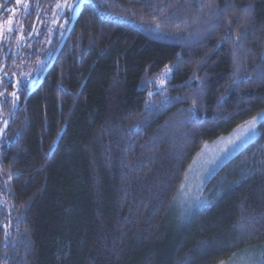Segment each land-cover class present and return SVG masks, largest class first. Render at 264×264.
Returning <instances> with one entry per match:
<instances>
[{
  "label": "trees",
  "instance_id": "obj_1",
  "mask_svg": "<svg viewBox=\"0 0 264 264\" xmlns=\"http://www.w3.org/2000/svg\"><path fill=\"white\" fill-rule=\"evenodd\" d=\"M263 109L264 0H91L0 139V264L264 257V122L166 224L195 153Z\"/></svg>",
  "mask_w": 264,
  "mask_h": 264
},
{
  "label": "flooded vegetation",
  "instance_id": "obj_2",
  "mask_svg": "<svg viewBox=\"0 0 264 264\" xmlns=\"http://www.w3.org/2000/svg\"><path fill=\"white\" fill-rule=\"evenodd\" d=\"M79 1V17L91 0H13L12 6L4 9L0 16V127L7 119V127L12 123L36 90L27 96L65 33Z\"/></svg>",
  "mask_w": 264,
  "mask_h": 264
},
{
  "label": "rangeland",
  "instance_id": "obj_3",
  "mask_svg": "<svg viewBox=\"0 0 264 264\" xmlns=\"http://www.w3.org/2000/svg\"><path fill=\"white\" fill-rule=\"evenodd\" d=\"M261 113H264V109L237 124L229 132L205 142L195 153L170 205L166 224L171 232L177 233L189 216L207 202L204 188L218 168L257 137L259 123L255 131L251 132L248 122ZM217 264H264L263 244L254 243L242 247Z\"/></svg>",
  "mask_w": 264,
  "mask_h": 264
},
{
  "label": "water",
  "instance_id": "obj_4",
  "mask_svg": "<svg viewBox=\"0 0 264 264\" xmlns=\"http://www.w3.org/2000/svg\"><path fill=\"white\" fill-rule=\"evenodd\" d=\"M8 1V0H6ZM81 5H82V1H79V3L73 8V11H72V17H71V20H70V23L69 25L67 26L66 30H65V33L63 34L60 42L58 43L57 47L55 48L54 52L52 53L50 59H49V62L48 64L46 65V67L44 68V70L42 71L41 75L39 76L37 82L35 83L34 87L28 91L27 93V96L30 94V92L34 89H36L40 84L41 82L43 81L44 77L46 76V73L47 71L49 70V68L52 66V64L54 63V61L56 60L60 50L62 49L67 37L69 36V33L72 29V26L73 24L75 23L77 17H78V14L80 12V8H81ZM30 84V83H29ZM8 122L9 120L7 119L0 127V137L2 136V134L4 133V131L6 130L7 128V125H8Z\"/></svg>",
  "mask_w": 264,
  "mask_h": 264
},
{
  "label": "snow or ice",
  "instance_id": "obj_5",
  "mask_svg": "<svg viewBox=\"0 0 264 264\" xmlns=\"http://www.w3.org/2000/svg\"><path fill=\"white\" fill-rule=\"evenodd\" d=\"M262 122H264V113L259 114L257 117H253L252 120L248 122L249 131L254 132L257 123H262Z\"/></svg>",
  "mask_w": 264,
  "mask_h": 264
}]
</instances>
